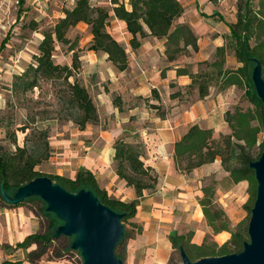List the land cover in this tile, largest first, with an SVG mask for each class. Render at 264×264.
<instances>
[{
	"label": "trees",
	"instance_id": "obj_1",
	"mask_svg": "<svg viewBox=\"0 0 264 264\" xmlns=\"http://www.w3.org/2000/svg\"><path fill=\"white\" fill-rule=\"evenodd\" d=\"M236 1L235 20L225 22L228 28V32L223 34L225 42L221 46H216L207 60L196 61L199 66L198 70L192 72L187 65L178 66L176 75H187L191 79L188 86L195 88L199 99L209 95L211 87L217 88L219 92L231 86L242 87L251 107L244 109L233 106L225 110L223 119L230 132L221 135L219 140L214 137L212 127L208 128L194 123L174 142L172 156L175 168L186 174L198 166L210 164L219 157L221 167L226 172L228 171L233 183L246 180L250 186V194L244 204L249 219L257 185L253 170L248 164L260 156L264 145V141L259 142L258 138L264 118V107L255 92L251 77L255 65L254 58L261 62L264 77V0ZM109 2L111 6L106 7L92 4L91 0H75L72 7L64 9L63 15L42 31V39L38 43L37 54L33 55V62L27 63L22 73L13 76L12 91L24 94L38 88L41 80L61 79L67 84L65 95L69 98L70 106L76 113L71 118L78 128L83 130L87 123H96L98 112L93 98L86 86L73 77V70L77 67V54L74 51L76 42L67 36V33L77 24L86 23L91 35L87 49L96 53L100 51L106 53L107 60L113 66H116L119 71L125 70L128 67L127 52L107 31L110 11L117 19L125 23L126 31L132 34L129 41L132 49L139 47L138 37L151 35L158 39H165L164 49L168 62L175 61L181 54L189 53L190 49L195 52L199 50L197 34L187 23L177 21L184 11L182 2L179 0H127L128 8L124 0H109ZM22 3L23 0H20L18 16L21 14ZM210 16L221 22L224 20V16L217 11ZM8 37L7 33L0 43V48L5 46ZM57 43L66 45L68 50L74 52L71 65L59 64L53 60V51ZM229 50L240 63L239 67L234 69L226 67L225 58ZM70 77H73L71 81H69ZM151 95L157 99L160 98L154 89L151 90ZM174 96L177 95L174 93ZM112 103L114 107L121 109L119 96L114 97ZM149 107L156 109L159 117L164 116V113L159 112L160 106L157 104L149 103ZM27 125L24 123L21 130L25 131ZM39 134L46 137L47 132L40 129ZM28 137L29 134H26L25 139ZM12 142L15 143V134H13ZM112 143L115 174L124 181L126 186L134 189L135 199L133 200L122 201L109 195L106 189L98 185L94 174L89 170L80 169L72 178L58 174L39 173L35 167L47 157L48 145L46 143V152L41 155L34 154L26 145L14 144V149L10 151L0 146V184L3 183L4 191L12 195L19 186L26 184L29 180L46 175L53 182H58L71 192L78 191L80 188L93 190L101 203L122 213L120 220L124 223L127 219L135 217L139 201L146 192L150 193L156 189L158 173L154 167L144 163L145 146L137 135H134L131 141L118 136ZM257 147V155L253 156L251 152ZM215 183L216 180L212 178L208 183L201 185L202 194L197 198V202L201 206L202 215L211 231L214 233L230 232V237L224 243L218 244L207 234L204 240L197 245L191 241L194 235L193 230L178 233L172 229L168 233L171 247L179 251L181 246L191 260L239 252L243 249L242 243L248 236L247 225L243 227V223L239 222L231 226L229 217L216 201ZM32 197L40 200L37 196H29L18 204L27 202ZM0 200L6 203L1 193ZM43 213L48 221L45 231L28 234L26 239L17 243L16 246H26L30 242H36L39 254L44 246L50 245L53 241H59L60 236L54 237V231L59 224L55 222L56 219L50 217L54 214L46 211V207ZM125 233L124 229L120 242L114 248L116 256L122 261L123 258L117 249L125 239ZM208 237H210L209 242Z\"/></svg>",
	"mask_w": 264,
	"mask_h": 264
},
{
	"label": "rangeland",
	"instance_id": "obj_2",
	"mask_svg": "<svg viewBox=\"0 0 264 264\" xmlns=\"http://www.w3.org/2000/svg\"><path fill=\"white\" fill-rule=\"evenodd\" d=\"M75 0H24L22 5V13L20 19L15 21L18 9L12 10L11 15L4 21H0V43L8 32L9 39L3 48H0V146L6 150H13L14 144L18 146L26 145L36 155H41L46 152V145H48L47 157L41 160V163L35 167L39 173L51 175H63L72 178V173L77 168L80 159L87 156L88 147L90 143L97 140L93 145L95 148L102 147L105 143L103 139L99 138L100 133L107 138L114 136L117 131L121 115L127 113V104L132 102L127 100V94L130 92L129 86L131 82L125 77H118L114 80V75L110 74L107 69H103V78L105 84L100 86L99 79L96 77V72L92 71L93 68L87 66L83 67L79 57L87 53L86 50L90 43L91 36L89 34L88 25L81 23L71 28L67 36L76 42L74 51L77 54V67L74 68V76L82 85L86 86L90 96L96 105L98 112V121L96 123H87L81 130L71 118L76 114L70 106L69 98L66 97L65 92L67 84L61 79L41 80L38 88H34L24 94L14 93L12 91V80L15 74L23 72L27 63L33 62V55L37 54V46L42 39V31L47 29L56 19L63 15V10L67 7H72ZM98 0H91L92 4H96ZM101 4L110 7L109 0H100ZM213 5L218 8L224 20L220 22L215 19H202L195 11L191 17L196 25L201 22V30L198 32L206 36V39L215 38L218 36L219 43H224L223 34L228 32L225 22H232L235 19L236 0H211ZM189 17V16H188ZM211 26V31H206L207 27ZM205 30V31H204ZM119 43L124 46L125 42L121 34L118 32ZM222 35V37H221ZM120 36V37H119ZM125 47V46H124ZM127 48V46H126ZM210 50H215L213 44H209ZM53 60L59 64L71 65L73 54L72 50H68L66 45L57 43L55 45ZM212 52V53H213ZM211 53V54H212ZM211 57V56H210ZM209 57V58H210ZM226 67L234 69L239 67L238 63L233 56L231 50L228 51L226 58ZM175 64L180 66L187 65L193 72L199 69L196 61L191 52L181 54L175 60ZM115 72L118 71L114 70ZM69 78V81L73 79ZM155 78V77H154ZM154 81V79H152ZM177 84L170 83L169 88H172L177 95L179 94L182 101L194 102L196 100L195 88L184 86L181 93L177 91ZM111 90V92H109ZM102 91L107 92V96L102 94ZM101 96H99V94ZM211 97L218 96L227 108L233 106L241 108H250L248 100L245 98L243 88L231 86L224 91L219 92L217 88L211 87L209 90ZM119 96L121 100L122 111L113 106L112 100L114 97ZM133 100V99H132ZM148 103V102H147ZM168 103V102H167ZM224 106V107H225ZM160 113H167L166 105L159 109ZM152 113H157L152 110ZM213 115V114H210ZM210 115H207L208 117ZM201 117V125L208 117ZM264 116V114H263ZM71 118V119H70ZM217 124V117L214 119ZM27 123L28 127L25 131L21 127ZM45 130L46 137L39 134V131ZM230 129L227 126L223 132L215 135L216 139H220L221 135L229 133ZM13 134H15V143L12 142ZM26 134L29 137L25 139ZM134 135H128L124 131L120 136L126 140H133ZM138 135V134H137ZM259 142L264 141V118L261 123V131L258 135ZM46 143V145H45ZM258 147L254 149L251 154L256 156ZM219 165L216 172L211 173L205 177H194L192 173H183L184 182L170 191L161 188L159 184L154 191L145 194V198L153 195L156 204H152L155 212L161 213L160 218L156 215L154 217H147L149 209L146 206H138L135 217L127 219L122 224L125 226V239L121 246L117 249L118 253L122 254V249L125 248L126 243L132 238L133 242L137 244L134 250H125L124 263H130L132 260L134 264L137 259H141L146 255L148 237H152L153 233H158L161 238H168L170 230H176L178 233H186L189 230L198 228V223H195L197 218L196 209L198 206L197 198L202 194L201 185L208 183L212 178L216 180V193L215 198L218 204L224 209L227 217L230 219L231 226L237 223H243V227L248 224L247 210L244 207L249 194L250 186L246 180L240 184H235L231 181L228 171L226 172L220 165V158H217ZM209 167H211L209 165ZM164 192V193H163ZM165 201L164 206L161 204ZM160 202V204L158 203ZM0 207L9 209L11 211L22 210L28 213L30 219L34 223L33 231H45L48 221L43 213L45 204L38 198H33L27 202L8 205L0 200ZM157 209V210H156ZM186 209V211H184ZM171 216L172 218H167ZM56 219L57 224L62 222L54 215L50 216ZM157 219V220H156ZM74 237L60 235L59 241H53L50 245L44 246L39 253L46 258L55 257L63 259L65 264H75L80 252L67 251L68 245ZM208 237V242L210 241ZM248 239V236L246 237ZM171 251L167 260L162 264H179L180 255L179 251L171 247ZM39 250V249H36ZM79 261V259H78ZM129 263H128V262Z\"/></svg>",
	"mask_w": 264,
	"mask_h": 264
},
{
	"label": "crops",
	"instance_id": "obj_3",
	"mask_svg": "<svg viewBox=\"0 0 264 264\" xmlns=\"http://www.w3.org/2000/svg\"><path fill=\"white\" fill-rule=\"evenodd\" d=\"M179 1L182 2L184 11L177 21L187 23L198 36L197 44L199 50L195 52L190 49V52L193 54L195 61L207 60L213 52V50H210L209 44H213L216 48V46H221L222 43H219L218 36L210 39H206V36L202 38V33L200 34L198 31L201 30L203 23L200 22L199 25H196L191 17L194 16L193 12L195 11L202 19H205V17L209 20L215 19V17L210 15L213 12H218V8L213 5L211 0ZM124 2L128 8L127 0H124ZM96 4H101V1L98 0ZM108 4L111 6L110 2H108ZM10 15L11 11L8 7L3 8V10L0 11V21L6 20ZM20 15L18 16L17 13V15L14 16L15 21L20 19ZM212 29L211 26H208L206 31H204L207 32ZM226 29L228 30L227 25ZM107 31L117 40L118 36L116 34L118 32L121 34L125 42V47H122L126 50L128 55V67L123 71L118 70L115 72L116 66H113L112 63L107 60V54L101 51L96 53L92 50H86L87 53L79 57V60H81L83 67L87 66L93 68L92 71L96 72V77H98L100 81L99 85H102V87L103 84H105L103 78H109L108 75L103 77V69H107L110 74H113L114 80L118 77L127 76L125 80L129 79L131 82L127 100H131L132 102H128L127 104V113L121 115V120L118 123L116 128L117 131L114 136L107 138L103 135V132L100 133L99 138L103 139L105 144L100 148H95L93 145L97 140L91 142V145L88 147L87 156L80 159L77 168L72 173V177H75L76 172L80 169L85 171L89 170L94 174L98 185L106 189L109 195L122 201L135 199L134 189L126 186L124 181L115 174L112 158L114 152L112 142L125 131L128 135L138 134L137 136L140 141L143 142L145 146L143 161L146 165L154 167L155 171L158 173L157 185L159 184L161 188H165V190L168 191L176 187L180 188L178 185L184 182V174L179 172L174 165V158L172 156L174 142L194 123L201 125V117L210 114L213 115L207 116L208 119L203 125L208 128H213L214 137L223 132V130L227 128L223 116L225 110L228 108L218 96L211 97V93L199 99L195 90L194 94H196V100L186 103L182 101L179 94L177 95L175 93L177 96H174L173 92L175 91L169 88L170 83L177 84V91L180 90L181 93H183L184 90L182 89L184 86L190 84L191 79H189L187 75H176V69L180 65L175 64V61L168 62L166 60L164 38L158 39L151 35H147L143 38L138 37L140 45L138 48L132 49L129 45L132 34L126 31L125 23L117 19L112 11L109 13ZM152 79H154V81ZM152 89L156 90L157 94L160 96L159 99L151 95ZM109 92H111V90ZM102 94L107 96L108 93L102 91ZM101 95L99 94V96ZM149 103L157 104L160 108L166 105L167 113L164 114L163 117H159L157 113H152V110L156 111V109L150 108ZM114 109L116 111L118 107ZM120 111H122V109H120ZM216 117L218 121L217 124L214 122ZM217 163L219 162L216 158L210 164L198 166L190 173H192L194 177L209 176L218 169L219 165ZM209 165L211 167H209ZM242 182L243 180L235 184H240ZM153 203L156 204L153 195H150L149 198L143 197L140 199L138 206H146L149 209L147 217H154L155 219L156 215H158L160 218H165L162 217L161 213L154 211L152 206ZM158 203L160 204V202ZM161 204L164 206L165 201L163 200ZM18 205L20 204H17V206ZM184 211H186V209ZM196 213L197 218H195L194 221L196 224L198 223V228L192 229L194 235L191 241L193 243L197 245L200 244L207 234L218 244H222L229 239L230 232L220 231L214 233L211 231L202 215L199 202ZM167 218L172 217L167 216ZM34 223V221L32 223L29 214L22 210L11 211L0 207V264H65L63 259H57L53 256L50 258H43L40 253H37L36 249H38V244L36 242H30L26 246H16L17 243L24 241L28 234L34 232ZM153 234L152 237H148L147 248H145L147 250L146 255L136 260V262H139L138 264H162L167 260L172 250L169 238H161L158 233ZM136 247L137 244L133 242L131 238L126 243L125 248L122 249L123 252L121 256L123 262H125L123 256L126 252L125 250H134ZM130 263L134 264L135 262L132 260Z\"/></svg>",
	"mask_w": 264,
	"mask_h": 264
},
{
	"label": "water",
	"instance_id": "obj_4",
	"mask_svg": "<svg viewBox=\"0 0 264 264\" xmlns=\"http://www.w3.org/2000/svg\"><path fill=\"white\" fill-rule=\"evenodd\" d=\"M251 72L255 92L264 107V77L262 65L257 58ZM253 170L256 192L247 224L248 239L242 243L243 249L220 256H206L191 260L185 249L179 247V264H264V145L260 156L248 164ZM0 193L8 204H18L29 196H37L45 202L46 211L53 213L62 223L54 231L60 235L74 237L70 248L80 252L82 264H124L116 256L124 231L120 220L122 213L100 202L93 190L68 191L49 176L41 175L19 186L12 195Z\"/></svg>",
	"mask_w": 264,
	"mask_h": 264
},
{
	"label": "built area",
	"instance_id": "obj_5",
	"mask_svg": "<svg viewBox=\"0 0 264 264\" xmlns=\"http://www.w3.org/2000/svg\"><path fill=\"white\" fill-rule=\"evenodd\" d=\"M20 0H0V11L3 10V8L8 7L10 11L15 10L19 8ZM70 252H74L71 248L69 249ZM75 253V252H74ZM78 259L75 264H82V257L81 255L77 256Z\"/></svg>",
	"mask_w": 264,
	"mask_h": 264
}]
</instances>
